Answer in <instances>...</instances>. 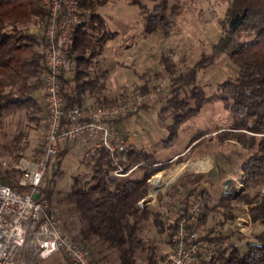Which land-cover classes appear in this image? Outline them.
I'll return each instance as SVG.
<instances>
[{
  "label": "rangeland",
  "instance_id": "rangeland-1",
  "mask_svg": "<svg viewBox=\"0 0 264 264\" xmlns=\"http://www.w3.org/2000/svg\"><path fill=\"white\" fill-rule=\"evenodd\" d=\"M82 2V7H90L87 13L98 14L96 11L102 6L109 12L116 8V0ZM229 2L120 0L119 3L123 5L121 14L114 18L112 13L111 19L107 20L99 14L104 19V29L113 32V35L103 42L100 53L92 58L90 66L84 67L90 78L99 77L92 92L86 94L91 95L92 99L84 100L82 107L124 105L129 109L114 121V126L129 143L120 163L124 172L131 171L125 177L115 178L139 176L143 171L140 166H148L146 160H140L126 168L124 161L132 149L151 155L149 160L155 162L150 163L152 166H164L146 176L144 196L137 202L144 246L153 244L158 257L165 255L163 259L172 247L170 234L173 236L176 221L180 215H188L190 203L195 200L200 202L202 208L196 228L200 238L215 243L212 256L228 247L245 252L246 244L254 241V235L262 230L250 215L252 204L241 196L244 193H264V183L245 189L242 163L250 151L231 136L233 133L254 137L259 134L243 128L231 129L230 110L225 108L222 100H211L219 92V84L227 78H235L237 74V67L226 54L215 55L212 51L223 30L228 28ZM156 5L162 15L169 17V24L163 22L154 32L147 33L143 29L145 17L154 12ZM44 28L45 23L32 27V31L42 37ZM89 32L95 40L102 36L104 30L97 26L96 29H89ZM88 55L89 52H86L85 56ZM191 70L195 74L197 87L194 88L203 91L204 100L197 112L176 124L175 113L183 114L196 107L194 95H191L196 91H190L192 86L180 91L179 99H185L188 103L179 109L176 104L168 102L172 97L170 90L178 86L180 75H188ZM71 86L68 83V87ZM39 91L42 93V88ZM39 102L42 110L32 114V119L22 113L9 115L5 118V126L0 129V171H9L12 183L7 184L12 186H16L21 175L15 165L21 159L35 162L42 151L46 113L43 99ZM123 125L130 129L128 133L120 130ZM173 125L175 134L169 138ZM20 130L25 132L20 150L7 148L5 145H11L12 138ZM130 137L138 141L139 148L133 147ZM86 140L78 139L60 148L59 155L54 157L40 185L41 192L45 180L53 177L55 182L51 198L42 197L47 199L49 208L67 234L69 229H73L76 218H66L68 206L63 199L64 194L76 177L86 180L91 175L89 159L93 155L86 156L90 146ZM114 168L115 164L111 175ZM226 179L233 181L229 192H225L222 185ZM146 197L148 203L142 206ZM223 197L230 201L228 207L220 202ZM227 208L228 215L224 218L222 212ZM172 224H175L173 230L170 228ZM100 252L105 253L106 259L93 260L94 264H118L114 251L100 247ZM61 254L35 264H47ZM146 254L147 251H137V264H147Z\"/></svg>",
  "mask_w": 264,
  "mask_h": 264
},
{
  "label": "trees",
  "instance_id": "trees-1",
  "mask_svg": "<svg viewBox=\"0 0 264 264\" xmlns=\"http://www.w3.org/2000/svg\"><path fill=\"white\" fill-rule=\"evenodd\" d=\"M80 6L84 22L74 29L68 51L74 59V75L71 79H65L61 86L66 105H83L86 94L92 92L99 76L90 78L84 67L90 66L92 58L100 53L103 42L113 35V32L104 29L105 22L99 14L87 13L90 7H82V0ZM243 9H246V16L242 24L235 31L224 29L212 47L215 55H227L237 67V74L235 78H227L220 83V93H215L211 100H222L225 108L230 110L231 129L243 128L259 134L257 137L231 135L250 151L242 163L243 182L245 189H249L264 183V0H230L228 16L231 19ZM46 18L47 9L42 0H0V129L5 126V118L9 115L22 113L32 119V114L42 110L36 95L42 88L44 72L42 37L32 31V27L44 24ZM168 18L161 14L156 5L154 12L146 15L143 29L152 33L161 23L169 24ZM95 24L104 33L93 40L89 29H96ZM86 52H89L88 57L85 56ZM177 80L178 86L171 88L172 97L168 102L180 109L188 103L185 99H179L180 91L188 86H192L190 91L197 87L194 70L188 75H180ZM68 83L72 84L71 88ZM195 91L191 95H194L196 107L183 114L175 113L176 124L198 111L204 93L202 90ZM174 128L173 125L169 138L175 134ZM24 136L25 132L20 130L12 138V144L5 146L20 150ZM150 158L151 155L140 150H130L124 161L126 168L140 160H146L148 166H140L143 171L139 176L119 179L111 175L114 167L112 158L106 150L100 149L89 159L90 179L76 177L65 192L63 199L68 206L66 218H76L78 222L75 230H68L69 234L95 262L100 247L114 251L118 264H137L138 250L147 251V264H158L164 258L165 255H156L153 244L144 246L142 219L137 215V202L144 196L146 176L164 167L152 166L150 163L155 162ZM8 172L0 171V183H12V175ZM54 182L53 177L45 180L42 196L51 198ZM241 197L252 204L250 215L262 230L254 235V241L246 244L245 252L228 247L212 256L207 264H264V193H244ZM220 200L223 206L228 207L230 201L226 197ZM147 203L148 197L142 201V206ZM228 211L229 208L222 212L224 218ZM170 228L175 229V224ZM92 248L95 249L93 253Z\"/></svg>",
  "mask_w": 264,
  "mask_h": 264
},
{
  "label": "built area",
  "instance_id": "built-area-1",
  "mask_svg": "<svg viewBox=\"0 0 264 264\" xmlns=\"http://www.w3.org/2000/svg\"><path fill=\"white\" fill-rule=\"evenodd\" d=\"M42 1L47 9L42 36L44 140L35 162L21 159L15 165L21 171L16 186L0 183V264H35L59 253L72 264H94L87 251L63 231L60 220L42 197L40 185L60 148L82 138L90 142L87 157L104 149L115 164L112 175H128L131 170L124 172L120 161L129 143L118 133L114 121L129 109L124 105L84 108L65 104L61 86L73 77L75 65L68 51L74 29L84 22L80 0ZM201 211L200 202L195 200L190 203L188 215L179 216L172 247L158 264H205L213 255L215 243L200 238L196 228Z\"/></svg>",
  "mask_w": 264,
  "mask_h": 264
},
{
  "label": "crops",
  "instance_id": "crops-1",
  "mask_svg": "<svg viewBox=\"0 0 264 264\" xmlns=\"http://www.w3.org/2000/svg\"><path fill=\"white\" fill-rule=\"evenodd\" d=\"M120 0H116V8H114L113 9V11H111V12H109V10H106L105 9V7L103 8V6L102 7H100L99 8V10L97 9V11L96 12H98V14H100L101 16H103V17H105L104 19H111V14L113 13V17L115 18V16H118L119 14H121V12H122V6L123 5H121L120 3ZM89 94V93H88ZM37 97H38V100L39 101H41V98H42V93H41V91H38L37 92ZM89 95H87V96H85V99L84 100H86V101H88V100H91L92 98L89 96ZM124 126V125H123ZM120 130L122 131V132H129V130L130 129H128V127H126V126H124V127H121L120 128ZM87 141V140H86ZM130 141H131V143H132V145H133V147L134 146H136V147H138L139 146V144H138V141L135 139V138H132V137H130ZM87 146H88V144H87ZM139 148V147H138ZM182 170V169H181ZM78 226V222H77V220H75L74 221V224H73V229L75 230V228ZM93 252H95V249L94 248H92V253ZM102 254V255H101ZM63 257V258H62ZM64 256L61 254V255H58V256H56L54 259H52V261L50 260L49 261V263H47V264H70L69 263V261H67V259L65 258V260H64ZM96 258H98V259H102V260H105L106 259V257H105V253H96ZM67 262V263H66ZM114 264H117L116 262L114 263ZM139 264V263H138ZM143 264V263H142Z\"/></svg>",
  "mask_w": 264,
  "mask_h": 264
},
{
  "label": "water",
  "instance_id": "water-1",
  "mask_svg": "<svg viewBox=\"0 0 264 264\" xmlns=\"http://www.w3.org/2000/svg\"><path fill=\"white\" fill-rule=\"evenodd\" d=\"M246 16V9H243L241 13H236L228 23V29L230 31H235L243 22L244 18ZM232 179H226L222 185L224 187L225 192H229L232 188ZM39 195H35L34 198H38Z\"/></svg>",
  "mask_w": 264,
  "mask_h": 264
}]
</instances>
